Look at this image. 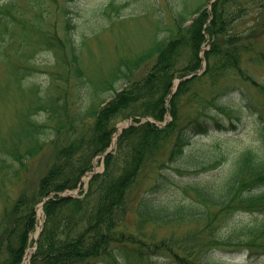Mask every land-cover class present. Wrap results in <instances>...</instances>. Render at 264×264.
<instances>
[{"label": "trees", "instance_id": "trees-1", "mask_svg": "<svg viewBox=\"0 0 264 264\" xmlns=\"http://www.w3.org/2000/svg\"><path fill=\"white\" fill-rule=\"evenodd\" d=\"M88 1L26 0L25 6L22 0L0 1V69L7 71L0 82V99L12 94L21 100L15 105V125L5 133L0 126V195L6 182L28 187L24 176L31 163L48 151L51 154V164L36 186H22L11 209L1 214L0 264L22 263L36 228L37 206L45 199L46 220L31 264H95L98 260L117 264L119 257L124 264L139 263L147 258L148 250L154 252L152 247L118 227L142 173L152 174L156 182L163 170L155 187L144 190L135 203L138 228L152 223L192 227L202 223V231L189 232L180 242L171 237L168 257L173 264H226L216 258L218 250L211 248L231 244L218 235L213 238L216 223L243 207L264 215V153L243 152L227 177L221 180L213 175L206 184L189 188L195 197L189 204L160 202L154 191L160 190L165 169L184 154L188 131L204 130L197 119L186 127L179 125L181 102L199 77L182 82L169 107L167 97L175 78L201 68L206 35L212 43L205 53L204 76L213 83L228 75L240 76L264 92L244 66L245 54L252 51L245 42L248 38L231 34L235 21L252 10L257 11L251 30L256 34L264 0H216L211 11L204 2L192 20L176 6L177 14L162 23L163 38L137 55L119 57L101 81L87 77L84 42L77 37L96 33L113 21L120 8L108 0L100 8L89 9ZM85 12L86 21L77 25ZM10 49L17 62L9 60ZM45 50L55 57L47 72V86L43 90L27 86L25 81L36 67L35 56ZM261 56L258 62H264ZM152 59L156 61L149 71L134 78ZM121 80L126 86L120 91L116 84ZM168 112L173 119L163 128L142 122L147 117L162 122ZM129 118L134 125L123 131L115 153L104 159V172L91 178L87 192L81 191L82 198H62L60 194L78 188L94 159L109 148L117 123ZM256 224L245 246L264 255V217ZM161 242L153 246L155 251L167 246L166 240ZM261 256L244 264H264Z\"/></svg>", "mask_w": 264, "mask_h": 264}, {"label": "rangeland", "instance_id": "rangeland-1", "mask_svg": "<svg viewBox=\"0 0 264 264\" xmlns=\"http://www.w3.org/2000/svg\"><path fill=\"white\" fill-rule=\"evenodd\" d=\"M106 1L108 0H89L86 4L89 9L92 6L99 8ZM114 1L120 8V13H115L113 22L103 26V29L100 28L96 33H83L77 37L80 43L84 42L85 67L87 77L91 80L101 81V77L107 74L108 68L115 64L120 56L134 55L145 48L150 42L148 39L159 21V16L169 17L176 6L181 9L185 6L189 12L202 0ZM21 4L25 6L26 0H22ZM86 4L83 5L86 7ZM87 14L86 12L83 14V19L77 25L86 21ZM254 16L253 13H250L239 17L234 30L236 32L248 30L254 23ZM257 32L258 34H255L254 37L251 36L247 42L253 44L257 53L264 52V20L260 21ZM83 36L86 39L83 40ZM32 42L35 41L32 40ZM205 48L207 49L208 45H205ZM8 58L11 61H18L11 49L8 50ZM34 61L36 66L34 73L26 79L25 84L27 86L36 85L43 90L47 86V72L51 71L55 64V57L52 52L45 50L40 51ZM149 66L150 64H147L138 70L135 74L136 78L146 74ZM249 72L253 79L264 86V62L251 63ZM6 73L4 67L0 69V82L4 80ZM122 84L121 80L117 83V87L122 88ZM19 103L21 100L12 94L7 100L0 99V126L3 133L10 125H15L18 121L15 115V105ZM95 103L98 104L99 101L97 100ZM180 114L179 125L181 127L183 125L186 127L188 125L186 123L190 120L197 119L196 123L199 128L202 126L204 130L199 134L196 129L191 128L187 134L188 143L184 155L179 158V161L174 162L171 168L165 169L167 172L163 184L159 191H154L158 193L157 197L162 203L189 204L195 198L189 188L206 184L213 175L221 180L224 179L229 175L234 161L243 152L264 153V92L251 83L231 76L212 85L207 78H203L191 87L190 93L182 100ZM124 123L127 124L128 121L123 122V126H125ZM50 164L51 154L48 151L31 163L27 171L28 174L24 176H27L28 187L21 184L18 188L9 182L4 184L5 192L2 190L0 195V220L1 214L3 215L5 210L11 209V205L21 193V188L29 189L31 186H36ZM94 167L102 172L103 161L97 158L94 161ZM163 171L157 175L156 182L160 179ZM154 178L155 176L150 173H142L138 186L129 197L118 228L122 233L142 238L139 239L149 243V246L152 247L154 252L148 250L147 258L137 264H173L168 257L169 254H172L170 249L172 242L169 239L175 236L178 239L177 242H180L189 232L202 231L203 224L192 227L190 225L171 226L152 223L138 228L136 222L139 218L137 219L135 215L134 206L144 190L147 192L155 187ZM85 183H87V178H85ZM64 194H70L73 197L83 196L80 192L74 191ZM263 217L264 215L260 212L243 207L238 208L227 217L225 215V217L219 218L213 238L218 235L221 238H226L231 244L211 247L218 250L215 254L216 258L226 264H244L259 254L262 255L261 259L264 262V255L259 253L258 249H248L245 246V242L252 234L251 229H254L256 223ZM40 221H43L42 211L39 212L38 228L36 227V230L30 235L31 245L27 252L31 250V256L35 252L32 241L37 237ZM203 233L208 235L209 231ZM163 240H166L167 246L155 251L153 246L161 241L160 244H162ZM173 251L177 252V250ZM30 259L24 260L22 264H30ZM119 259L117 264H124V260L121 257ZM95 264H105V262L98 260Z\"/></svg>", "mask_w": 264, "mask_h": 264}, {"label": "bare ground", "instance_id": "bare-ground-1", "mask_svg": "<svg viewBox=\"0 0 264 264\" xmlns=\"http://www.w3.org/2000/svg\"><path fill=\"white\" fill-rule=\"evenodd\" d=\"M40 210H41V209H40ZM30 252H31V250L29 251L28 257H29V255H30Z\"/></svg>", "mask_w": 264, "mask_h": 264}]
</instances>
